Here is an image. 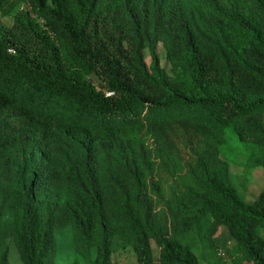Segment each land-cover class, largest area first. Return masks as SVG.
Wrapping results in <instances>:
<instances>
[{
	"label": "trees",
	"instance_id": "16d2710c",
	"mask_svg": "<svg viewBox=\"0 0 264 264\" xmlns=\"http://www.w3.org/2000/svg\"><path fill=\"white\" fill-rule=\"evenodd\" d=\"M22 1L0 0V264L8 239L55 264L68 227L72 264H153L151 241L200 264L203 221L264 264V187L246 202L220 157L232 127L264 169V0H24L4 26Z\"/></svg>",
	"mask_w": 264,
	"mask_h": 264
},
{
	"label": "rangeland",
	"instance_id": "374dc122",
	"mask_svg": "<svg viewBox=\"0 0 264 264\" xmlns=\"http://www.w3.org/2000/svg\"><path fill=\"white\" fill-rule=\"evenodd\" d=\"M27 8L28 4L26 1L23 0L18 3L12 13H8L2 18L3 25L10 26L12 24V16L17 11H24ZM156 51L162 60L163 66L169 71V65L164 59L165 51L161 44L157 46ZM145 58L147 62L150 59L147 51L145 52ZM250 150V145L238 140L232 127L226 131L225 143L221 147L220 157L228 162L232 182L242 198L248 203H251L264 187V169L245 165ZM178 174H184V170L182 171L181 167H179ZM171 183L169 179L163 180L161 183L160 193L161 196H164V199L169 196ZM209 234V223L204 221L198 229H192L187 234L188 242L195 254L198 255L200 264H232L233 257L237 255L235 240L227 233L224 227H219L210 237ZM55 237L57 242L55 264H72L75 252L71 228L57 230ZM7 243L10 263L23 264L13 240L8 239ZM151 248L153 264H158V248L153 241H151ZM112 260L119 264H137L135 253L130 247L114 252ZM79 264H87V259H80Z\"/></svg>",
	"mask_w": 264,
	"mask_h": 264
}]
</instances>
